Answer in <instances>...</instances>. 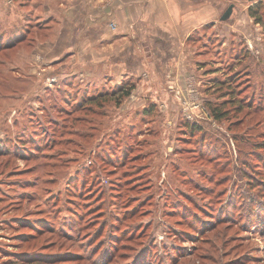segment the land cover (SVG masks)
Here are the masks:
<instances>
[{
    "label": "rangeland",
    "instance_id": "obj_1",
    "mask_svg": "<svg viewBox=\"0 0 264 264\" xmlns=\"http://www.w3.org/2000/svg\"><path fill=\"white\" fill-rule=\"evenodd\" d=\"M231 3L187 95L64 68L62 5L0 0V264H264V0Z\"/></svg>",
    "mask_w": 264,
    "mask_h": 264
},
{
    "label": "crops",
    "instance_id": "obj_2",
    "mask_svg": "<svg viewBox=\"0 0 264 264\" xmlns=\"http://www.w3.org/2000/svg\"><path fill=\"white\" fill-rule=\"evenodd\" d=\"M43 1L62 5L64 68L80 67L119 77L144 70L151 81L164 78L176 82L188 95L197 91V87L195 91L187 86L191 77L197 80L192 69L196 63L195 33L221 18L228 1L233 0ZM45 9L51 13L47 4ZM60 39L55 41L60 43Z\"/></svg>",
    "mask_w": 264,
    "mask_h": 264
},
{
    "label": "trees",
    "instance_id": "obj_3",
    "mask_svg": "<svg viewBox=\"0 0 264 264\" xmlns=\"http://www.w3.org/2000/svg\"><path fill=\"white\" fill-rule=\"evenodd\" d=\"M18 10H21V9L18 8ZM249 10H250L251 15L256 16L258 14V12L256 10H254L252 7H250ZM258 18L260 19L259 16H258ZM191 38H193V37H190V39ZM19 42L22 43V41H19ZM11 47H15V46L13 45ZM11 47H9L8 49H10ZM21 47H22V49L29 51L26 46L22 45ZM221 53H222V51H220V54ZM133 87H134V84H131L129 87H126L124 89H120L118 93L111 94L109 96V98L111 100H115L117 103H119V102H121V100H123L124 97H126L127 95H129L131 93V90L133 89ZM95 99H97V98H95ZM192 128H196V127H192Z\"/></svg>",
    "mask_w": 264,
    "mask_h": 264
},
{
    "label": "water",
    "instance_id": "obj_4",
    "mask_svg": "<svg viewBox=\"0 0 264 264\" xmlns=\"http://www.w3.org/2000/svg\"><path fill=\"white\" fill-rule=\"evenodd\" d=\"M232 10H233V3L229 4L226 10L222 13L221 20L227 19L231 15Z\"/></svg>",
    "mask_w": 264,
    "mask_h": 264
},
{
    "label": "built area",
    "instance_id": "obj_5",
    "mask_svg": "<svg viewBox=\"0 0 264 264\" xmlns=\"http://www.w3.org/2000/svg\"><path fill=\"white\" fill-rule=\"evenodd\" d=\"M110 25H111L112 28L116 27L115 23H111Z\"/></svg>",
    "mask_w": 264,
    "mask_h": 264
}]
</instances>
